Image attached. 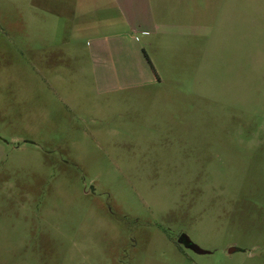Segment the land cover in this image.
<instances>
[{
	"label": "rangeland",
	"instance_id": "rangeland-1",
	"mask_svg": "<svg viewBox=\"0 0 264 264\" xmlns=\"http://www.w3.org/2000/svg\"><path fill=\"white\" fill-rule=\"evenodd\" d=\"M27 1L0 0V264H264V0L208 84L155 60L104 94L39 66Z\"/></svg>",
	"mask_w": 264,
	"mask_h": 264
},
{
	"label": "crops",
	"instance_id": "crops-1",
	"mask_svg": "<svg viewBox=\"0 0 264 264\" xmlns=\"http://www.w3.org/2000/svg\"><path fill=\"white\" fill-rule=\"evenodd\" d=\"M23 25L49 52L85 58L99 93L160 84L155 60L209 83L215 53L241 49L245 0H28ZM243 39L245 34L243 33Z\"/></svg>",
	"mask_w": 264,
	"mask_h": 264
},
{
	"label": "flooded vegetation",
	"instance_id": "flooded-vegetation-1",
	"mask_svg": "<svg viewBox=\"0 0 264 264\" xmlns=\"http://www.w3.org/2000/svg\"><path fill=\"white\" fill-rule=\"evenodd\" d=\"M180 243L188 244V243H186L185 241H183V239L180 240Z\"/></svg>",
	"mask_w": 264,
	"mask_h": 264
},
{
	"label": "water",
	"instance_id": "water-1",
	"mask_svg": "<svg viewBox=\"0 0 264 264\" xmlns=\"http://www.w3.org/2000/svg\"><path fill=\"white\" fill-rule=\"evenodd\" d=\"M233 251H234L233 248H231V249L228 250L229 253H231V252H233Z\"/></svg>",
	"mask_w": 264,
	"mask_h": 264
}]
</instances>
